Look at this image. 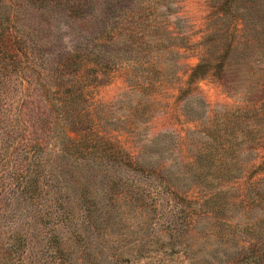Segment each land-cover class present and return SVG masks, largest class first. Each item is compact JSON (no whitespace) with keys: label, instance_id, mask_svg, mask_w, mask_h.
I'll return each instance as SVG.
<instances>
[{"label":"rangeland","instance_id":"obj_1","mask_svg":"<svg viewBox=\"0 0 264 264\" xmlns=\"http://www.w3.org/2000/svg\"><path fill=\"white\" fill-rule=\"evenodd\" d=\"M225 1L0 0V264H264V0Z\"/></svg>","mask_w":264,"mask_h":264},{"label":"trees","instance_id":"obj_2","mask_svg":"<svg viewBox=\"0 0 264 264\" xmlns=\"http://www.w3.org/2000/svg\"><path fill=\"white\" fill-rule=\"evenodd\" d=\"M230 1V0H226L225 3L222 5V9H225V4ZM130 35L126 34L124 37V42L127 41L129 42L130 40ZM207 52V51H206ZM209 52V51H208ZM67 65L68 66H72L76 64L75 58L74 57H68L67 58ZM211 60L208 57H204L202 59V61L193 69V71L191 72L190 76H189V81H195L197 78H203V77H207L209 75H213L216 76L220 82L224 85H226L227 81L229 80V75L228 72L223 69L219 70V71H215L213 69V64L212 62H210ZM236 76H234V81H235ZM258 105H256V111L253 117H248L250 118V120L248 119L247 121V126H249V124L251 123L252 125H258L257 128V133H258V145H263L264 146V122H261L258 118H262L264 119L263 113L261 112L257 107ZM240 109L242 108H238L236 110L233 111V109H228L225 111L224 115L226 117H235L237 118V114L239 113ZM254 119V120H253ZM257 120V121H256ZM252 135L250 134H246V140L247 141H251L252 140V136L253 133L252 131H250ZM234 136V135H233ZM112 143V148L117 150L119 148L122 149V147L118 146V144L112 142V141H108V143ZM215 143H217V140H215ZM229 143V142H228ZM228 143H223L220 142L217 146H213V144L207 145V148H213L211 151H206L205 153H199L198 155H196V160L191 162V163H186L183 165V167L186 169V172L190 171L191 175L194 178V180H201V181H205L207 179V181H210V177L213 179H217L218 181H230L236 177H239L240 174L243 173V169L240 167H237L233 164H227L226 162H224V164H221L220 166H216L215 168H213L214 166V161L216 160V156L217 154L220 152L218 150V147H220V145H226ZM222 147V146H221ZM124 151V150H122ZM220 154V153H219ZM230 153H228L227 157L224 158V161H227L228 159H230ZM232 159V158H231ZM264 166L260 165L258 167V170H263ZM170 186V185H168ZM171 187V186H170ZM173 188V187H171ZM219 189H216V191H214V193H212V195H210L208 198H206V203H208L207 206H210L209 203H213V208L214 210H216L217 212L221 211L222 209H224L226 207V194L228 193L227 190L225 188L222 187H218ZM174 189V188H173ZM182 211L183 212H187L188 213V204H192L191 200L188 199H182ZM189 215V214H188ZM175 246V245H174ZM185 250H187V248L189 249L188 245H183ZM189 254V251L187 252Z\"/></svg>","mask_w":264,"mask_h":264}]
</instances>
